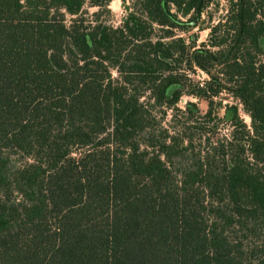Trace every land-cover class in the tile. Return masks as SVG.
Wrapping results in <instances>:
<instances>
[{"label":"trees","instance_id":"trees-1","mask_svg":"<svg viewBox=\"0 0 264 264\" xmlns=\"http://www.w3.org/2000/svg\"><path fill=\"white\" fill-rule=\"evenodd\" d=\"M112 1L0 0V264H264V0Z\"/></svg>","mask_w":264,"mask_h":264},{"label":"rangeland","instance_id":"rangeland-1","mask_svg":"<svg viewBox=\"0 0 264 264\" xmlns=\"http://www.w3.org/2000/svg\"><path fill=\"white\" fill-rule=\"evenodd\" d=\"M228 5H229V0H210L209 7L207 8L206 12L202 16L200 26L196 28L193 32L198 35L199 43L206 42L208 40L210 31L207 27L217 24L220 20L224 18V16L227 13ZM109 9L111 11V15L110 17L106 19V21H108L114 27L120 26L125 16L127 15V12L123 7L122 0H113L109 5ZM86 10L89 11V13H93L97 10V8H91L87 5ZM200 29L202 30L200 31ZM263 45H264V42H263ZM192 78L196 81L201 82L207 79V75L203 71L198 69L196 73L192 75ZM188 101L198 103V106L202 110V113L206 112L207 105L205 104V102L198 101L196 98L186 96V95H184L181 98L179 102V107L184 109ZM225 103L234 104L235 101L231 98H227L224 101V104ZM224 111L225 110L222 108L220 110V115H223ZM239 112H240V116L244 119V121L248 125H250V118L248 117V115L243 110H240ZM170 118L171 116L169 115L168 119L170 120ZM211 126L212 124L209 125L208 128ZM230 131H231L230 125L228 123L222 122L220 123L218 128L214 132H210V134L214 133L213 135L215 138H225L229 136Z\"/></svg>","mask_w":264,"mask_h":264}]
</instances>
